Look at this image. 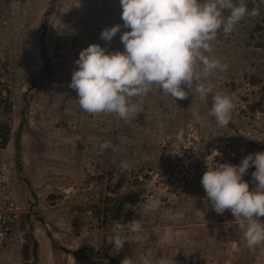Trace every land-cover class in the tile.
I'll list each match as a JSON object with an SVG mask.
<instances>
[{
    "label": "rangeland",
    "instance_id": "obj_1",
    "mask_svg": "<svg viewBox=\"0 0 264 264\" xmlns=\"http://www.w3.org/2000/svg\"><path fill=\"white\" fill-rule=\"evenodd\" d=\"M244 2L257 9L253 0ZM121 13L119 0H0V82L6 68L18 74L10 80L12 102L0 103V119L9 127L0 158L12 161L16 177L43 179L37 188L20 186V216L0 246V264H122L126 257L131 264L144 257L156 264L173 256L175 264H264V244L250 248L245 239L248 222L230 210L216 213L201 183L208 166L239 164L264 151V12L246 15L210 42L206 54L228 67L197 82L212 86L206 98L189 90L175 100L154 84L131 98L140 113L128 120L87 113L69 87L82 49L98 43L109 52L124 50L120 35L130 29L123 28ZM117 23L122 27L112 41L101 39L102 30ZM217 93L234 105L226 126L210 114ZM180 130L184 139L177 142ZM22 133L38 150L25 168ZM109 141L112 147L101 148ZM254 170L243 177L250 190ZM157 197L159 207L146 210ZM170 212L178 214L175 220ZM131 220L141 230L125 228L120 234L127 241L112 255L114 224ZM166 227L184 236L166 239Z\"/></svg>",
    "mask_w": 264,
    "mask_h": 264
},
{
    "label": "clouds",
    "instance_id": "obj_2",
    "mask_svg": "<svg viewBox=\"0 0 264 264\" xmlns=\"http://www.w3.org/2000/svg\"><path fill=\"white\" fill-rule=\"evenodd\" d=\"M123 20L120 41L123 51H107L98 43H92L79 52L75 61L69 87L77 93L78 104L90 114L115 113L123 120L134 119L140 113L132 97H142L154 84L173 99H185L189 90L207 97L212 91L210 84L197 83L216 70L227 69V64L206 53L212 52L211 41L217 32L231 33L246 16H255L258 9H247L244 0H119ZM264 3V0H260ZM225 11L228 15L225 16ZM117 23L102 30L100 37L106 42L120 32ZM202 67L197 72V66ZM187 86V90L184 87ZM234 105L229 96L217 93L213 98L210 114L220 125H228ZM184 139L183 130L176 137ZM112 147L105 142L101 148ZM218 154L219 152L216 151ZM255 187L250 190L249 182L243 180L250 167ZM127 168V165H124ZM207 200L218 214L230 210L232 215L248 222L244 233L250 248L264 244V151L249 153L239 164L220 163L208 166L201 178ZM159 197L152 200L151 210L159 207ZM177 213L170 212L169 219L175 220ZM125 228L139 232L142 228L138 220L127 225L114 224L112 255L123 249L126 239L121 234ZM183 231L164 229L166 239L181 238ZM191 252L185 253L186 255ZM174 257H161L156 264H175ZM122 264H131L126 257ZM139 264H152L144 257Z\"/></svg>",
    "mask_w": 264,
    "mask_h": 264
},
{
    "label": "crops",
    "instance_id": "obj_3",
    "mask_svg": "<svg viewBox=\"0 0 264 264\" xmlns=\"http://www.w3.org/2000/svg\"><path fill=\"white\" fill-rule=\"evenodd\" d=\"M256 1V0H253ZM117 4V3H116ZM253 5V4H252ZM262 5H264V3H262ZM116 7H119V5H117ZM264 7V6H263ZM257 8H259V6H257ZM45 22V19L44 21ZM45 38V37H44ZM41 50L44 49V39L43 41L41 40ZM40 50V51H41ZM45 51V50H44ZM42 54V52H41ZM42 56L45 58L46 57V51L45 54ZM16 62V64L18 65V61L19 59L16 58L14 60ZM16 70H13L11 68H6L5 70H3V78L1 80L0 83H4L7 88H5L2 92H0V103H10L12 102V97H8V94H11V85L12 83H10V80L12 81V79H14L15 81V76H17L14 72ZM23 90V89H21ZM26 91H23L22 93H25ZM33 93V92H32ZM32 93L28 94V102H29V98L31 97ZM0 118H1V114H0ZM26 131V135H28V127ZM22 138H21V144L22 147L20 149V158L22 159V168H25V166H27L29 163H31V161H29L28 159L31 158V153L33 152H37L38 150H34L33 148H31L30 145H26V136L25 134H21ZM3 134L0 131V157L2 155V151H6L8 150V147L3 148ZM7 146V144H6ZM28 152V153H26ZM13 167L12 161L7 159V160H2V158H0V199H2L4 196H6L7 198L11 199L12 201H15L20 210V204L18 203L19 200H23L22 197H20V186L25 183V185H28V183L30 184L31 188H37V186L39 185V181L42 178H38L36 177V175L34 173H28V174H24L23 176L26 177V179L22 176L21 178L17 175L16 177V173L13 172V170H11ZM43 180V179H42ZM37 243V242H35Z\"/></svg>",
    "mask_w": 264,
    "mask_h": 264
},
{
    "label": "built area",
    "instance_id": "obj_4",
    "mask_svg": "<svg viewBox=\"0 0 264 264\" xmlns=\"http://www.w3.org/2000/svg\"><path fill=\"white\" fill-rule=\"evenodd\" d=\"M20 210L15 201L4 196L0 199V246L11 233L12 227L18 221Z\"/></svg>",
    "mask_w": 264,
    "mask_h": 264
},
{
    "label": "trees",
    "instance_id": "obj_5",
    "mask_svg": "<svg viewBox=\"0 0 264 264\" xmlns=\"http://www.w3.org/2000/svg\"><path fill=\"white\" fill-rule=\"evenodd\" d=\"M253 5L255 6V7H257V6H259V8H257V9H259L258 10V13H263L264 11V5H262V3H260V0H256V1H254L253 2ZM41 52H42V54L44 55L45 54V51H44V49H42L41 50ZM1 120V119H0ZM0 131L2 132V134H3V139L5 140L6 139V136H8V134H9V127H8V125L7 124H5V123H3L2 122V120L0 121ZM121 205H122V203H121ZM119 209L121 208V207H118ZM35 244V243H34ZM36 245V244H35ZM34 245V246H35Z\"/></svg>",
    "mask_w": 264,
    "mask_h": 264
}]
</instances>
